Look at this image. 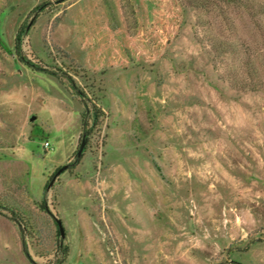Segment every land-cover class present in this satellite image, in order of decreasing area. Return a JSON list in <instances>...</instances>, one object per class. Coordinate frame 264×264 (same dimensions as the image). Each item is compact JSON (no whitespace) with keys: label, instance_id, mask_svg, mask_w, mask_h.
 I'll return each mask as SVG.
<instances>
[{"label":"rangeland","instance_id":"rangeland-1","mask_svg":"<svg viewBox=\"0 0 264 264\" xmlns=\"http://www.w3.org/2000/svg\"><path fill=\"white\" fill-rule=\"evenodd\" d=\"M0 31V199L30 224L0 209V264H264V0H0Z\"/></svg>","mask_w":264,"mask_h":264},{"label":"trees","instance_id":"trees-1","mask_svg":"<svg viewBox=\"0 0 264 264\" xmlns=\"http://www.w3.org/2000/svg\"><path fill=\"white\" fill-rule=\"evenodd\" d=\"M247 5H251V3L247 2ZM43 6H39L38 9H41ZM251 8H253L252 6H250ZM0 44L2 45V47H4V49H8V46L3 38V34L2 31H0ZM27 65H29L30 67H34L36 69H38L39 71H45V69L40 68L38 66L33 65L31 62H27ZM52 73V72H51ZM101 110H99L96 106H94V112H93V127H95V125H97L100 117H101ZM82 122H83V132H82V138L85 137V140L88 139V136L90 135L92 129H88L89 127V114L87 113V110H84L82 113ZM77 154V153H76ZM81 160V156H77V160L73 163L70 164L71 168H74L78 165V163ZM59 170V169H58ZM57 170V171H58ZM56 176V173H54V175L52 176V179ZM49 184V183H48ZM48 184L46 186V188L48 187ZM47 203L44 201L42 203L39 204L41 209L46 210L47 209ZM0 209L2 210H7L9 211V218L11 221L15 222L21 229V234L24 235L26 230L29 233V229H30V224L28 221V217L26 212H23L24 210L20 208V206H17V204L11 202V201H7V200H1L0 199ZM1 213H3L0 210ZM58 226V225H57ZM60 233V231H59ZM69 248L67 246H59V250H60V258H59V262L58 264H62L64 263V261L66 260L68 253H69Z\"/></svg>","mask_w":264,"mask_h":264},{"label":"water","instance_id":"water-1","mask_svg":"<svg viewBox=\"0 0 264 264\" xmlns=\"http://www.w3.org/2000/svg\"><path fill=\"white\" fill-rule=\"evenodd\" d=\"M85 144H86V140H85V137L82 139V142H81V146L77 152V156H81V154L83 153L84 151V148H85ZM69 168V165H65L63 166L62 168H60L56 174L55 177L59 176L61 173H63L64 171H66L67 169ZM54 218L56 220V223L58 225V229L60 231V236L62 239L65 238L66 236V233H65V228H64V225H63V222L57 217L54 215Z\"/></svg>","mask_w":264,"mask_h":264},{"label":"built area","instance_id":"built-area-1","mask_svg":"<svg viewBox=\"0 0 264 264\" xmlns=\"http://www.w3.org/2000/svg\"><path fill=\"white\" fill-rule=\"evenodd\" d=\"M50 147H51L50 143H49V142H45V144H44V148H45V149H48V148H50Z\"/></svg>","mask_w":264,"mask_h":264}]
</instances>
